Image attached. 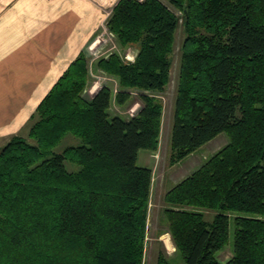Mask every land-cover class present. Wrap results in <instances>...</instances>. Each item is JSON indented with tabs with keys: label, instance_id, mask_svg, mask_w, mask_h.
I'll use <instances>...</instances> for the list:
<instances>
[{
	"label": "trees",
	"instance_id": "obj_1",
	"mask_svg": "<svg viewBox=\"0 0 264 264\" xmlns=\"http://www.w3.org/2000/svg\"><path fill=\"white\" fill-rule=\"evenodd\" d=\"M119 0L106 20L114 78L87 99L84 53L0 148V264H143L152 169L175 36L182 28L168 161L217 135L227 143L163 196L167 233L186 264H264V0ZM136 90L140 107L122 108ZM95 93V91H94ZM78 146L56 150L66 136ZM67 163L78 168L71 169ZM231 255L218 254L228 245ZM156 264H168L160 251Z\"/></svg>",
	"mask_w": 264,
	"mask_h": 264
},
{
	"label": "crops",
	"instance_id": "obj_2",
	"mask_svg": "<svg viewBox=\"0 0 264 264\" xmlns=\"http://www.w3.org/2000/svg\"><path fill=\"white\" fill-rule=\"evenodd\" d=\"M118 1L0 0V147L23 134Z\"/></svg>",
	"mask_w": 264,
	"mask_h": 264
},
{
	"label": "rangeland",
	"instance_id": "obj_3",
	"mask_svg": "<svg viewBox=\"0 0 264 264\" xmlns=\"http://www.w3.org/2000/svg\"><path fill=\"white\" fill-rule=\"evenodd\" d=\"M138 1V0H137ZM144 1V0H139ZM163 4L169 7L176 15L179 12L169 5L166 1L160 0ZM118 3V2H117ZM111 11L107 13L103 20H107ZM107 17V18H106ZM106 18V19H105ZM101 31L91 39L87 44L84 55L87 58L89 81L83 92V96L87 99L92 98L101 87L107 85L112 88L113 94L119 91L117 81L106 75L103 71L96 67L97 61L100 58H107L110 54L116 52L127 61L132 62L137 54L135 46L129 47L126 50H120L113 35L107 30L106 22L102 23ZM183 40L182 28L179 27L175 36L174 51L172 57V66L170 69L169 82L164 91L160 93H151L144 91L145 95L156 97L162 104V123L158 139L157 148L154 151H140L138 155L137 165L142 167H149L152 169V182L150 190V204L147 219L146 239L143 254V264H156L157 255L160 251L164 252L168 257V264H186L182 257L175 252L174 245L171 241L169 233H167V224L163 218V196L167 190L172 188L175 184L180 182L185 177L189 176L218 152L228 141L226 133H221L213 138L208 143L204 144L176 165L171 166L168 161L170 148V135L173 122V111L175 101V88L179 67V48ZM95 91V93H94ZM136 90L130 91L131 101L125 107H118L115 101L111 103V110L118 114L128 116L134 114L140 107V101ZM133 112V113H131ZM27 127L23 130L22 136L26 137ZM16 136V135H15ZM11 138V137H10ZM9 138V139H10ZM8 139V140H9ZM7 140V141H8ZM5 141L3 144H5ZM2 144V145H3ZM80 140L73 136H66L56 148L62 150L68 146H78ZM1 148V147H0ZM198 163V164H197ZM71 169H77L75 164L67 163ZM164 236L170 240L172 248L165 246ZM233 242V227L231 226L230 238L228 245L218 254L221 261H225L230 257Z\"/></svg>",
	"mask_w": 264,
	"mask_h": 264
},
{
	"label": "bare ground",
	"instance_id": "obj_4",
	"mask_svg": "<svg viewBox=\"0 0 264 264\" xmlns=\"http://www.w3.org/2000/svg\"><path fill=\"white\" fill-rule=\"evenodd\" d=\"M163 239H164V241H165V246H166L167 248L171 249V248H172V245H171V243H170L169 238H168L167 236H164Z\"/></svg>",
	"mask_w": 264,
	"mask_h": 264
},
{
	"label": "built area",
	"instance_id": "obj_5",
	"mask_svg": "<svg viewBox=\"0 0 264 264\" xmlns=\"http://www.w3.org/2000/svg\"><path fill=\"white\" fill-rule=\"evenodd\" d=\"M139 1V0H138ZM136 112V111H135ZM131 113H133V112H131ZM135 114V113H134ZM134 114H130L129 116H132V115H134Z\"/></svg>",
	"mask_w": 264,
	"mask_h": 264
}]
</instances>
